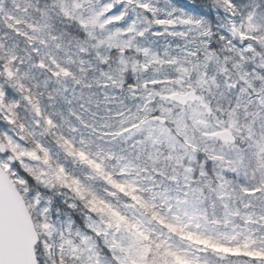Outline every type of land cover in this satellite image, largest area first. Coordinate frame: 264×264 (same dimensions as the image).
I'll list each match as a JSON object with an SVG mask.
<instances>
[{"label":"snow or ice","instance_id":"obj_1","mask_svg":"<svg viewBox=\"0 0 264 264\" xmlns=\"http://www.w3.org/2000/svg\"><path fill=\"white\" fill-rule=\"evenodd\" d=\"M0 264H264V0H0Z\"/></svg>","mask_w":264,"mask_h":264},{"label":"rangeland","instance_id":"obj_2","mask_svg":"<svg viewBox=\"0 0 264 264\" xmlns=\"http://www.w3.org/2000/svg\"><path fill=\"white\" fill-rule=\"evenodd\" d=\"M60 201H61V198L57 197L55 202H56L57 204H60Z\"/></svg>","mask_w":264,"mask_h":264}]
</instances>
